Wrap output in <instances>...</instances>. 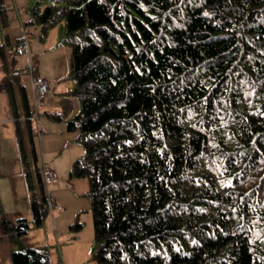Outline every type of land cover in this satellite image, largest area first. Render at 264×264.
<instances>
[{"label":"trees","instance_id":"obj_1","mask_svg":"<svg viewBox=\"0 0 264 264\" xmlns=\"http://www.w3.org/2000/svg\"><path fill=\"white\" fill-rule=\"evenodd\" d=\"M36 4L24 23L43 39L63 20L70 47L66 78L79 109L65 125L83 155L69 177L88 179L95 263L264 264V0ZM8 44L0 90L40 226L48 207L34 138L44 129ZM0 228L15 243L29 222L6 219L0 205ZM10 258L53 264L46 246Z\"/></svg>","mask_w":264,"mask_h":264},{"label":"rangeland","instance_id":"obj_2","mask_svg":"<svg viewBox=\"0 0 264 264\" xmlns=\"http://www.w3.org/2000/svg\"><path fill=\"white\" fill-rule=\"evenodd\" d=\"M37 1L38 0H1L2 7L5 11L6 22L3 27L0 26V44H4L6 41L9 43L8 47L6 46V50L9 52L12 51L14 54L16 58L14 66L16 71L19 72L21 82L24 85L30 83V74L27 69L30 58L35 61L38 69L37 71H44L43 68L47 67L46 72L51 76H48L46 73V75L50 77L46 79L51 81V88L53 87L52 92L59 94V90L57 91L56 89L57 87L58 89L61 88L60 86L65 81L70 65V47L61 42L64 21L61 20L57 22L47 30L43 37V39H45L44 43L46 44L44 50L43 47H35L40 27L31 23L25 24L24 22L30 18L29 7L35 5ZM45 4L46 3L43 2L36 5H39V9L42 10ZM25 33H29L30 36L29 39H26L28 48L25 52L16 51L14 44L17 39L24 38ZM53 38L54 42L48 45V41ZM2 94L9 100L7 92ZM41 107L42 106H40V108ZM17 108L19 114L22 115L18 99ZM40 108L39 112H41ZM43 129L46 130L45 128ZM38 138L39 136L36 134V146L38 145ZM72 144L74 145V147H72L73 153L75 152V148H78L81 152L79 154L80 158L83 155L82 147L78 143ZM54 147L55 146L51 144L47 146V150H49L46 152L48 158H46L47 160L45 162H42L41 152L38 149L37 165L42 167L43 163L48 165L52 162L56 163V169L50 167L55 170L57 179L47 187L44 185V189L46 195L53 197L54 202L62 207V211L48 212L40 226H35L33 223L29 224L27 233L20 236L15 243L10 240L13 244L5 241L6 238L3 237L4 235L0 234V264H10L5 258L7 254L6 247L8 248L9 244L12 250L27 246H46L49 253H51L50 256L53 253L55 255L54 258L56 260L51 256L53 264H96L93 259L94 232L90 197L88 195V179L86 177H69L70 175H68L67 171L69 166L66 167L68 163L63 160L62 157L72 152V149L66 147L65 142H62L59 147ZM63 211L64 213L68 212L69 215L68 220L64 222V227L67 232H70L68 240L69 246L61 243L50 244L49 240L46 241V239L49 238L50 231L52 233L54 232L53 225L55 226V214ZM76 225L80 227L76 228ZM58 229L60 231V227H58ZM75 250H77V253Z\"/></svg>","mask_w":264,"mask_h":264},{"label":"crops","instance_id":"obj_3","mask_svg":"<svg viewBox=\"0 0 264 264\" xmlns=\"http://www.w3.org/2000/svg\"><path fill=\"white\" fill-rule=\"evenodd\" d=\"M44 41L45 39L38 38L37 42H35L36 44L35 47L40 46L43 47L44 50V47H46ZM52 42H54V38L48 41V45H51ZM46 68L47 67L43 68L44 71L42 70L41 72L38 71V73L44 78L49 79L50 77L48 76L51 75L46 72ZM46 73L48 74V76L46 75ZM24 86L26 90L27 99L33 102V94L30 83ZM60 87H61L60 89H58V87L56 89L57 91L59 90V94L52 92L51 89L52 94L48 97L46 103H44L40 108L41 112H39L40 116H38L39 122L42 128H45L46 130H44L42 134L38 135L39 138H38L37 146L35 144V138H34V145H35L36 153L38 152L39 149L41 152V160L42 162H45L47 160L46 158H48L46 156V152H48L49 150V149L47 150V146L51 144L55 146L54 148H56L59 147L62 144V142H65L66 147L72 149V152L62 157V159L68 163L66 167L69 166L67 170L69 175L72 161L76 158H79V154L81 152L79 151L78 148H75L74 150L75 152L73 153L72 147H74V145L72 143H78L76 141L78 133L76 131H72V132L67 131L65 121L71 118L78 111L79 101L75 96L70 94V91L73 87V82L71 80L65 77V81L61 84ZM2 93H6V92L0 90V205H1L2 213L6 219L14 220L18 217H25L29 221V224H32L33 221L29 209L30 208L29 192L26 188L25 179L23 176L22 164L17 149L12 111L9 105L8 98ZM16 93L18 94V90L16 91ZM15 98L17 101L18 95L15 96ZM50 113L51 115L54 113L60 115L61 119L58 120L53 118L50 115ZM19 117L22 118V115L19 114ZM43 164L48 167L51 166L52 168L55 169L57 168L56 163L53 162L50 165L45 163ZM51 198L54 199L53 197ZM68 217H69L68 212L64 213V211L55 214L54 216L55 226L53 225L54 232L52 233L50 231L49 238L46 239V241L49 240L50 244L61 243L68 246L70 245L68 244L70 232H67L66 228L64 227V222L68 220ZM57 226L60 227V231ZM0 234L4 235L3 237L6 238L5 241H8V243L10 242L8 235L6 233H3V231H1V228H0ZM11 250L12 249L9 244V247L8 248L6 247L7 254L5 255V258L8 260V262L11 261L10 258ZM75 252L77 253V250H75ZM51 256L54 258L55 256L54 253Z\"/></svg>","mask_w":264,"mask_h":264},{"label":"built area","instance_id":"obj_4","mask_svg":"<svg viewBox=\"0 0 264 264\" xmlns=\"http://www.w3.org/2000/svg\"><path fill=\"white\" fill-rule=\"evenodd\" d=\"M25 39H27V35L25 34ZM27 42H25L21 45V51L25 52L27 50ZM37 65L35 62L29 58V63H28V72L30 74V86L33 94V104L35 108H39L42 106L44 103H46L48 97L52 94L51 92V81L47 80L46 78L42 77L39 75L37 72ZM42 171V177H43V182L44 185L47 187L49 184L54 182L57 179V174L54 169L42 164L41 167ZM47 207H48V212H54V211H61L62 207L52 198H50L47 195Z\"/></svg>","mask_w":264,"mask_h":264},{"label":"bare ground","instance_id":"obj_5","mask_svg":"<svg viewBox=\"0 0 264 264\" xmlns=\"http://www.w3.org/2000/svg\"><path fill=\"white\" fill-rule=\"evenodd\" d=\"M17 49V48H16ZM12 52V51H11ZM5 71V70H4ZM26 181V180H25Z\"/></svg>","mask_w":264,"mask_h":264}]
</instances>
